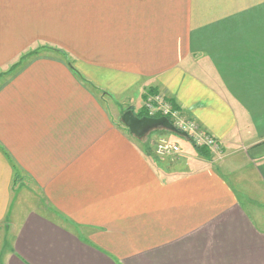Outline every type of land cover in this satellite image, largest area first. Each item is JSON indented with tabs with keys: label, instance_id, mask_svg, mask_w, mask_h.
Here are the masks:
<instances>
[{
	"label": "crops",
	"instance_id": "0c3cea01",
	"mask_svg": "<svg viewBox=\"0 0 264 264\" xmlns=\"http://www.w3.org/2000/svg\"><path fill=\"white\" fill-rule=\"evenodd\" d=\"M150 94L218 148L158 158ZM0 264H264V0H0Z\"/></svg>",
	"mask_w": 264,
	"mask_h": 264
},
{
	"label": "built area",
	"instance_id": "2783aa9c",
	"mask_svg": "<svg viewBox=\"0 0 264 264\" xmlns=\"http://www.w3.org/2000/svg\"><path fill=\"white\" fill-rule=\"evenodd\" d=\"M143 111L147 117H155L156 115L166 117L179 132L185 133L188 140L195 146L205 147L213 151L218 148L219 144L215 138L200 130L194 121L184 120L173 104L160 94L147 95L144 100ZM153 148L158 158H171L180 153V148L176 143L163 137L154 142Z\"/></svg>",
	"mask_w": 264,
	"mask_h": 264
},
{
	"label": "rangeland",
	"instance_id": "374dc122",
	"mask_svg": "<svg viewBox=\"0 0 264 264\" xmlns=\"http://www.w3.org/2000/svg\"><path fill=\"white\" fill-rule=\"evenodd\" d=\"M113 101L118 102V104H120L121 106L124 105L123 103H125V102L120 101L117 97H114ZM127 103H128V100H127ZM128 108L129 107L126 106L125 108H123L121 110V112L122 111L125 112L126 110H128ZM161 137L166 138L167 140L176 143L178 145V147L180 148V153L188 154L189 151L194 152L193 151L194 149H193V147H192V145H191V143L187 137H185L182 134L176 133V132L165 130L163 128H155V129L150 130L145 136L142 137V139L146 138L144 143H145V145L148 144L149 149L151 148V151H152L154 142L158 138H161ZM209 151H210V153L213 152V150H209ZM176 157L177 156H174V157H171L169 159L176 158ZM27 185H29V184H27ZM21 187L26 189L25 184H24V186H21ZM23 194H24L23 195L24 201L20 202V204L18 205L19 207L25 208V207H33V206H36L38 204L40 205L41 201L39 200V197L34 192V190L31 188V186L27 188V192L24 190ZM26 198L29 199V201L27 203L25 202Z\"/></svg>",
	"mask_w": 264,
	"mask_h": 264
},
{
	"label": "water",
	"instance_id": "95a60500",
	"mask_svg": "<svg viewBox=\"0 0 264 264\" xmlns=\"http://www.w3.org/2000/svg\"><path fill=\"white\" fill-rule=\"evenodd\" d=\"M121 120L129 132L138 138H142L150 130L155 128H163L186 137V134L179 132L166 117H138L131 110H126L122 113Z\"/></svg>",
	"mask_w": 264,
	"mask_h": 264
},
{
	"label": "trees",
	"instance_id": "16d2710c",
	"mask_svg": "<svg viewBox=\"0 0 264 264\" xmlns=\"http://www.w3.org/2000/svg\"><path fill=\"white\" fill-rule=\"evenodd\" d=\"M26 56H28V54L26 55ZM25 56H23V58H24ZM151 91H148V93H150ZM128 109H130V108H128ZM123 112V111H122ZM147 114L143 111V110H141L138 114H137V116L138 117H143V116H146ZM155 117H160V115H156ZM191 143V142H190ZM191 145H192V147L195 149V151L199 154V155H201V156H203V157H208V156H210V151L207 149V148H205V147H198V146H195L194 144H192L191 143ZM15 177H14V180L15 181H17L18 180V177H19V174H18V172H16L15 173V175H14Z\"/></svg>",
	"mask_w": 264,
	"mask_h": 264
}]
</instances>
